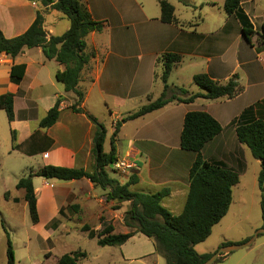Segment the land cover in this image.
<instances>
[{"label": "crops", "instance_id": "0c3cea01", "mask_svg": "<svg viewBox=\"0 0 264 264\" xmlns=\"http://www.w3.org/2000/svg\"><path fill=\"white\" fill-rule=\"evenodd\" d=\"M81 1L91 18L103 27L100 33H90L85 38V53L93 54V57L79 82L84 91V99L78 106L82 113L70 110L74 100L66 96L63 85L55 80V74L65 67L55 60L45 59L40 48L25 49L13 59L0 55V96H13V120L8 125L10 138L11 132L15 134L17 148L14 151L40 160H36V169L29 167V172L48 165L89 171L93 165L91 148L95 128L85 114L101 124L92 113L90 99L95 96L100 105L104 104L107 108L113 132L117 121L146 104L147 97L151 100L155 98L153 89L156 86L161 88V94L163 85L156 77V68L157 71L160 68L157 60L163 54H175L181 57V61L169 75V78L172 77L171 88L186 90L188 87L186 91L194 94L198 92L193 91L192 78L197 74H205L220 84L237 75L239 84H243V92L231 100L211 102L197 99L189 104L170 103L159 111L135 119L142 120L143 124L137 128L123 153L119 152L118 140L115 142L118 162L130 166L129 170L122 169L123 174L129 177L135 173L138 178V183L131 190L135 188L138 193L151 194L169 188L166 199L183 196L179 209L182 211L188 190V174L195 159L194 153L184 152L179 147L183 118L188 112H205L219 123L221 132L204 146L201 156L208 163L220 164L235 172L241 182L251 155L248 157L246 147L237 142L233 121L247 108L264 100V46L260 47L261 52H257L256 43L257 33H260L264 23V4L258 0H241L238 11L226 15L221 9L224 0L207 2L216 6L222 15L217 19V25L210 29L201 28L206 22L199 17L195 24L191 23L193 17L180 11L177 13L174 5L176 20L184 26L193 27L162 23L157 0L147 2L146 8L137 0ZM189 2L193 6L191 9L195 10V0ZM37 4L26 0H0V31L6 39L23 34L33 22L36 12L43 15V24L46 17L51 16L52 26L56 25L60 13L41 4L42 10H39ZM237 17L254 32L250 43L240 35L242 33L239 34L242 26ZM233 32L237 33L235 38ZM45 33L47 37L57 36L52 30ZM18 65L25 66L24 75L18 83H13L10 71ZM46 87L49 92L43 95ZM57 99L61 100L58 120L51 127L40 129V120ZM95 103L98 104V101ZM38 108L40 114L37 113ZM260 112L264 116V106ZM172 115L175 123L171 127L168 119ZM256 116V112L251 111L243 117V121H250ZM36 178L32 180L33 185ZM39 186V190L34 188L37 211L41 207L51 210L52 218L68 207L71 209V206H78L77 212L88 211L98 217L100 209H103L105 194L101 193L106 191L95 193L96 188L88 180L66 182L54 187L41 179Z\"/></svg>", "mask_w": 264, "mask_h": 264}, {"label": "trees", "instance_id": "16d2710c", "mask_svg": "<svg viewBox=\"0 0 264 264\" xmlns=\"http://www.w3.org/2000/svg\"><path fill=\"white\" fill-rule=\"evenodd\" d=\"M40 3L43 7L59 12L69 21V28L60 36L47 37L43 30V15L36 12L35 18L28 29L21 35L6 39L0 31V55L4 54L15 58L25 49L40 48L47 60H55L65 69L55 74V80L63 85L64 91L74 94L76 100L70 106L74 113H82L78 106L84 99V91L79 87L83 70L88 68L93 54H86L85 38L90 33H100L102 24L94 21L86 6L81 0H26ZM184 7H193L189 0H178ZM241 0H224L223 11L226 15H232L239 9ZM160 9V21L164 24L181 25L174 16V8L166 0H157ZM243 22V20L240 18ZM241 33L247 43H250L254 32L250 28L242 26ZM257 52L264 46V23L260 33H257ZM181 61V57L175 54H163L157 60L161 69L160 76L157 73L163 87L158 98L151 100L146 98V104L135 112L128 114L122 120L117 121L110 137V150L103 152L105 129L93 117L86 115L94 125L95 132L92 138L91 157L93 165L89 171L82 168L71 169L56 166H44L36 172H29L26 177L20 178L15 189L23 192V200L27 206L31 223H38L37 200L32 183L34 177L47 181L71 182L82 179L88 180L94 187L106 191L105 200L117 205L128 203L124 212L123 222L130 229L125 234H114V228L106 225L101 230L92 232L100 247H120L128 242L135 234H140L151 240L154 252L160 255L166 264H203L212 254L198 255L194 247L204 242L211 234L212 228L217 225L227 214L232 201V188L239 178L220 164H211L203 160L201 150L214 137L221 132L219 123L205 112H188L184 115L182 129L179 136V147L184 152L195 154V159L188 174V190L182 211L174 215L161 205V201L169 196V188H163L158 192L146 194L131 191V187L138 183L135 173H131L124 184L111 179L107 168L116 164V136L123 122L132 121L147 114L156 112L170 103L189 104L197 99L207 101L231 100L243 92V87L238 82L237 75L231 76L224 84H220L205 74L193 76V83L200 92L189 94L182 88H171L168 78L173 68ZM25 71L24 65L13 66L10 71V79L18 83ZM61 100L57 99L54 105L40 120L39 128L51 127L59 118ZM264 106V100L247 108L236 120L235 136L237 142L249 151L251 157L260 164L257 184L260 192L264 193V116L260 110ZM0 109L5 112L7 122L13 120V96L5 94L0 96ZM251 111L256 112V118L243 121V117ZM15 134L11 132V150H15ZM6 196V195H5ZM261 219L264 229V199L261 200ZM76 211L78 206H71ZM83 232H88L87 226L82 227ZM249 239V238H248ZM244 240L242 243L246 242ZM241 244V243H240ZM224 243L220 247L228 246ZM227 255H220L223 259ZM84 253L64 254L58 259V264H77ZM6 264H14L11 241L6 234Z\"/></svg>", "mask_w": 264, "mask_h": 264}, {"label": "rangeland", "instance_id": "374dc122", "mask_svg": "<svg viewBox=\"0 0 264 264\" xmlns=\"http://www.w3.org/2000/svg\"><path fill=\"white\" fill-rule=\"evenodd\" d=\"M137 1L143 3L146 8V3L152 0ZM166 1L170 4L172 3L171 5L177 8V13L180 11L183 15L192 16L191 23L193 24L196 23L198 17L200 20L204 19L206 24L205 26L201 25V28H214L217 25V19L222 16L216 6L207 4V2L215 0H195V4H193L196 7L195 10H192L191 7L186 8L182 6L178 0ZM217 1L222 2V0ZM258 2L264 4V0H258ZM201 3L202 5L200 6ZM37 6L39 10H42L40 3ZM221 9L223 8L221 7ZM158 10L160 12L159 7ZM58 17L59 20L55 21L56 25L53 27V18L47 16L46 22L43 24V30L45 32L52 30L54 35L57 36L66 32L69 28L68 19L62 17L60 14H58ZM238 22L243 26L244 21L242 22L238 18ZM233 34L235 38L237 33L233 32ZM256 43L259 44V41L257 40ZM157 73H161L160 68L158 71L156 68ZM171 83L172 77L168 79L169 86L172 85ZM241 86L243 87V84ZM192 88L193 91L200 92L195 84ZM186 90H188V87ZM43 91L42 93L45 95L48 94L49 89L46 87ZM160 91L161 88L157 86L153 89L155 97L153 100L160 95ZM66 96L73 98L74 101L76 100L71 92H67ZM90 100L92 113L96 115L105 129L106 135L103 143V152L108 153L110 150V137L112 135L109 112L104 104L100 105L99 99L95 96ZM96 101H98V104L95 103ZM37 113L40 114L39 108ZM174 114L179 113L175 112ZM153 119L151 118V120ZM174 119L173 115L168 119L172 123L171 127L175 123ZM142 124V120H132L127 121L124 127H120L121 130L116 136L119 152L123 153L136 133L137 128L141 127ZM246 152L249 157L248 150ZM249 159L250 161L246 165V174L241 182L239 181L240 185L232 188V201L227 214L212 228L210 236L204 242L194 247V251L198 255L213 253L224 243H230V245L240 244L253 236L257 230L261 229L260 203L264 199V193L260 192L257 184L260 165L251 156ZM36 160L39 159L24 157L14 150L13 152L11 151L9 125L5 112L0 109V264H6L7 261L6 234L11 241L14 264H58V259L62 255L73 252L84 253V257L80 258L77 264H166L165 260L154 252L153 242L140 234H135L120 247H100L96 243V238L91 236L93 231H99L106 225H111L114 228V234L129 232L130 229L125 227L123 222V215L128 208V203L117 205L119 209L115 210V203L103 200V209H100L99 217L97 215L92 216L88 211L81 213L68 207L66 211H61L59 216L52 218L51 210L41 207L37 211L38 223L33 225L27 206L23 200V192L16 190L15 185L20 178L26 177L29 174V167H33V169L37 168ZM118 161L119 159L117 158V163ZM106 170L109 177L117 180L119 183H123L126 177L128 178L121 170L115 169L112 166ZM41 179L39 177L34 179V188L40 189L39 182H41ZM47 182L48 184H53L54 187L57 185L62 186L66 183L54 180ZM95 188V193L102 192V189L99 187ZM135 190V188H132L131 191L137 192ZM101 194L106 193L102 192ZM182 197L178 195L174 199L165 198L161 201V205L169 212L177 214L180 212ZM103 198L105 199V196ZM83 226H87L89 231L83 232ZM219 260L215 264H264V235H259L249 248L232 252L225 256L224 259Z\"/></svg>", "mask_w": 264, "mask_h": 264}, {"label": "water", "instance_id": "95a60500", "mask_svg": "<svg viewBox=\"0 0 264 264\" xmlns=\"http://www.w3.org/2000/svg\"><path fill=\"white\" fill-rule=\"evenodd\" d=\"M112 166V165H111ZM110 166V167H111ZM259 235H264V229L261 228L259 230H257L253 236H251L246 242L241 243V244H234V245H228V246H224V247H219L213 254L212 256L206 260L203 264H215V262L217 261V259L220 257V255H228L232 252L241 250V249H245V248H249L257 239V237Z\"/></svg>", "mask_w": 264, "mask_h": 264}, {"label": "built area", "instance_id": "2783aa9c", "mask_svg": "<svg viewBox=\"0 0 264 264\" xmlns=\"http://www.w3.org/2000/svg\"><path fill=\"white\" fill-rule=\"evenodd\" d=\"M112 167H114L115 169H119L122 171L123 173V170H129L130 169V166L128 164H123V163H117L112 165ZM123 169V170H122Z\"/></svg>", "mask_w": 264, "mask_h": 264}]
</instances>
